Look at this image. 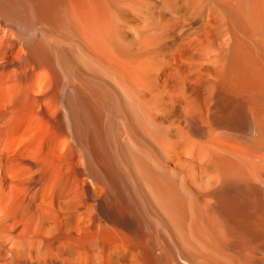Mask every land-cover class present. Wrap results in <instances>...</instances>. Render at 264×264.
<instances>
[{
  "label": "bare ground",
  "instance_id": "bare-ground-1",
  "mask_svg": "<svg viewBox=\"0 0 264 264\" xmlns=\"http://www.w3.org/2000/svg\"><path fill=\"white\" fill-rule=\"evenodd\" d=\"M0 264H264V0H0Z\"/></svg>",
  "mask_w": 264,
  "mask_h": 264
}]
</instances>
